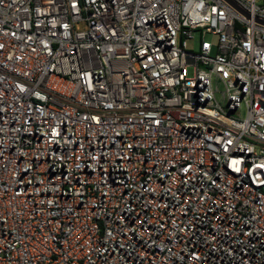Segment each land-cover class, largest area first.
Returning a JSON list of instances; mask_svg holds the SVG:
<instances>
[{
    "label": "built area",
    "instance_id": "2783aa9c",
    "mask_svg": "<svg viewBox=\"0 0 264 264\" xmlns=\"http://www.w3.org/2000/svg\"><path fill=\"white\" fill-rule=\"evenodd\" d=\"M0 264H264V0H0Z\"/></svg>",
    "mask_w": 264,
    "mask_h": 264
},
{
    "label": "rangeland",
    "instance_id": "374dc122",
    "mask_svg": "<svg viewBox=\"0 0 264 264\" xmlns=\"http://www.w3.org/2000/svg\"><path fill=\"white\" fill-rule=\"evenodd\" d=\"M205 40L215 44L217 41V36L207 34L205 36ZM199 42H200V35L198 33H194V40H189L188 41V48L194 51H197L199 49Z\"/></svg>",
    "mask_w": 264,
    "mask_h": 264
}]
</instances>
